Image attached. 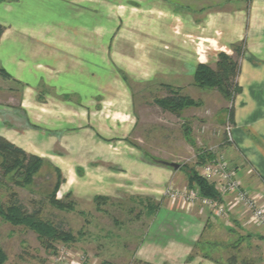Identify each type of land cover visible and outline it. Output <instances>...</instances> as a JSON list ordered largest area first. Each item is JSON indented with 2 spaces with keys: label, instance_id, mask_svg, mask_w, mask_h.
<instances>
[{
  "label": "crops",
  "instance_id": "crops-1",
  "mask_svg": "<svg viewBox=\"0 0 264 264\" xmlns=\"http://www.w3.org/2000/svg\"><path fill=\"white\" fill-rule=\"evenodd\" d=\"M51 1L5 4L0 68L24 88L16 110L0 105L1 137L28 154L52 159L60 169L57 161H66L62 150L74 163L98 141L125 137L105 123L118 121L122 131L129 122L123 132L131 131L128 91L124 78L113 74L110 81L111 66L135 82L161 76L178 88L189 84L198 64L214 67L218 53L232 54L231 45L244 41L227 145L242 186L264 202V0H84L80 8L71 0ZM110 26L117 29L97 44L94 28ZM72 174L70 185H83ZM199 210H165L172 220L167 226L180 217L181 227L157 236L151 230L135 257L148 264H219L217 257L204 254L229 246L225 235L232 234L234 255L241 246H251L249 259L264 264V226L247 223L243 210L233 219Z\"/></svg>",
  "mask_w": 264,
  "mask_h": 264
},
{
  "label": "rangeland",
  "instance_id": "rangeland-1",
  "mask_svg": "<svg viewBox=\"0 0 264 264\" xmlns=\"http://www.w3.org/2000/svg\"><path fill=\"white\" fill-rule=\"evenodd\" d=\"M112 1L128 3L130 0ZM16 2L18 0H4L0 3L1 21L4 20L5 4ZM47 2L49 0H34L33 3L43 6ZM75 2L80 8L81 2L85 1L71 0L72 4ZM115 29L114 26L95 27V42L99 44L102 40H108ZM117 70L111 66L110 81L113 74L125 80L121 78L130 99L132 127L128 132L127 122V126L118 131V121L107 122L105 126L109 131L108 126L111 130L114 128L113 132L125 134L123 139H106L105 143L98 141L99 144H94L88 151V156L84 155L86 152L78 155L74 163L69 161L65 156L66 151L62 150L60 155L66 161H57L60 169L56 168L52 159L53 164L42 157L40 168L27 185H21V179L14 172L4 174L0 167V205L6 207L17 198L28 212L38 211V219L52 223L71 236L67 240L43 241L28 227L12 225L0 215V246L5 254L3 264H102L104 261L113 264H148L135 257V251L143 239L151 237V230L157 236L162 234L160 232L174 234L181 227L180 217L176 220L173 218L175 222L172 228L167 226L172 220L165 214V210L188 214L201 211L199 203L186 210L169 202L165 195L169 183L179 187L187 186L192 169L199 173L202 166L217 163L221 158L230 167L236 165L233 151H229L227 145L228 128L231 131L233 125L229 118L230 101L221 92L215 88H198L193 79L181 87L172 86L182 95L199 101L198 105L185 107L179 114H175L156 103V100L170 94L166 78L160 76L150 81L135 82ZM23 88V83L11 80L9 74L5 78L0 73V105L4 106V110H7L6 107L17 109ZM43 95L42 90L37 92L40 100ZM98 99L96 97L94 101V107L97 108ZM183 125L190 129L192 145L184 137ZM203 153L206 156L211 153L212 157H205L204 163H201L198 156ZM162 161L174 162L180 167L174 170L163 165ZM75 166L78 168L76 171ZM71 174L75 179L78 178V184L83 182V185H70ZM59 180L63 185L56 193V198L58 196L63 199L66 205H70V209H59L50 203ZM119 182L124 185H117ZM96 194L102 197L98 198ZM203 211L206 216L212 215L208 209ZM235 211L231 219L236 216ZM225 237L230 240L229 246L213 248L214 253L208 249L206 253L209 258L217 257L219 264H254V259H249L251 246H241L234 255L232 244L236 236L227 234Z\"/></svg>",
  "mask_w": 264,
  "mask_h": 264
},
{
  "label": "trees",
  "instance_id": "trees-1",
  "mask_svg": "<svg viewBox=\"0 0 264 264\" xmlns=\"http://www.w3.org/2000/svg\"><path fill=\"white\" fill-rule=\"evenodd\" d=\"M4 0H0V3ZM4 31V26L0 24V37ZM232 54L220 52L217 55V61L215 67L212 68L205 64H198L193 72V83L196 87L202 89L215 88L221 94L229 99L230 111L229 118L233 122V102L235 96L238 94L240 88L238 86V75L240 72L241 58L244 56L246 46L244 41H239L231 45ZM0 73L3 77L8 78V74L0 68ZM170 91L169 95L156 100V103L164 110H169L172 113L179 114V112L188 106H196L199 101H195L193 98L182 95L178 89H173L172 86L166 85ZM189 127L183 125V133L186 140L192 145L189 138ZM0 156L2 162L0 164L4 174L14 172V174L21 179V185H27L31 182L32 176L40 168L43 160L37 155L28 154L20 147L7 141L5 138L0 136ZM205 157L211 159V153L200 154L198 160L204 163ZM209 159V160H210ZM19 183V182H18ZM61 181L59 180L55 185L54 192L51 196L50 203L59 209L68 208L70 205H66L63 199L56 198V193L59 190ZM187 186L189 188H196L199 191L200 196L220 199L219 193L215 190L213 184L203 177L199 173L193 171L188 176ZM102 197V196H96ZM97 198V199H98ZM28 212L22 204H20L17 198L6 207L0 205V215L12 225H24L35 232L40 239L43 241L70 239V234L64 232L57 226L50 222L38 219L37 213ZM196 247V243L194 244ZM205 257L208 255L205 253ZM193 255H190L187 259L190 260ZM5 261V254L0 246V264ZM218 263V262H217ZM102 264H113L108 261L102 262Z\"/></svg>",
  "mask_w": 264,
  "mask_h": 264
},
{
  "label": "built area",
  "instance_id": "built-area-1",
  "mask_svg": "<svg viewBox=\"0 0 264 264\" xmlns=\"http://www.w3.org/2000/svg\"><path fill=\"white\" fill-rule=\"evenodd\" d=\"M228 129L229 135L230 128ZM215 163L202 166L199 174L213 184L220 195V199L202 197L196 188L179 187L169 183L165 191L169 202L186 210H190L196 203H199L202 210L208 209L219 218L227 217L235 210L242 209L246 214L247 223L264 226L262 197L251 193L242 186L236 170L230 167L224 158L218 159V162Z\"/></svg>",
  "mask_w": 264,
  "mask_h": 264
},
{
  "label": "water",
  "instance_id": "water-1",
  "mask_svg": "<svg viewBox=\"0 0 264 264\" xmlns=\"http://www.w3.org/2000/svg\"><path fill=\"white\" fill-rule=\"evenodd\" d=\"M162 164L163 165H166V166H169L171 168H173L174 170H178L180 165L177 164V163H174V162H165V161H162Z\"/></svg>",
  "mask_w": 264,
  "mask_h": 264
}]
</instances>
